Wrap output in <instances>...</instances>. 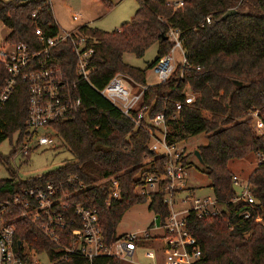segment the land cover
<instances>
[{
	"label": "trees",
	"instance_id": "obj_1",
	"mask_svg": "<svg viewBox=\"0 0 264 264\" xmlns=\"http://www.w3.org/2000/svg\"><path fill=\"white\" fill-rule=\"evenodd\" d=\"M100 1L108 8L113 6L111 0ZM181 1L138 0L131 19L114 30L87 23L78 26L92 47L89 79L77 80V93L82 99L78 111L54 124L72 160L41 175L18 179L9 166V156L0 152V161L11 170L10 176L0 178V212L11 220L17 239L37 251L46 250L56 259L54 264L124 262L116 255H98L92 261L79 254L60 259L62 252L55 250L40 222L21 215L23 206L13 199L25 188L48 181L62 182L69 188L71 193L64 199L67 208L58 209L65 219L75 217L65 230H59L62 241L69 244L67 229L80 224L72 208L77 203L96 208L108 244L117 238L116 227L122 215L135 203L149 197L150 210L163 217L167 213L163 191L147 195L136 188L150 172L163 171L166 156L150 148L147 128L135 125L97 90L118 72L146 85L142 104L149 106L151 115L166 112V138L170 143L200 132L206 134L207 140L198 150L214 195L224 209L216 215H187V227L201 249L195 264H264V134L256 131L250 116L255 109L264 111V0ZM34 11L36 15L32 16ZM0 22L10 29L9 40L31 45H36V27L50 35L59 30L50 0H0ZM169 28L179 31L186 53L184 76L180 77L181 66L177 65L165 81L147 84L146 68L125 62L123 54L142 56L156 42L157 55L147 67L153 66L172 46L169 37H164ZM55 49L57 61L74 80L76 57L71 43L63 42ZM8 75L0 62V88ZM187 85L197 95L176 112L175 102L183 101ZM27 113L28 85L18 80L0 107V143L5 139L11 142L14 134L15 145L22 140L28 133ZM250 152L261 155L247 178L255 202L233 201L234 173L228 161ZM112 175L119 182L120 195L116 198H110L111 182L105 179ZM70 176L77 180L69 182Z\"/></svg>",
	"mask_w": 264,
	"mask_h": 264
},
{
	"label": "built area",
	"instance_id": "obj_2",
	"mask_svg": "<svg viewBox=\"0 0 264 264\" xmlns=\"http://www.w3.org/2000/svg\"><path fill=\"white\" fill-rule=\"evenodd\" d=\"M175 3L181 4L182 1L177 0ZM35 15L36 12H32V16ZM72 19L77 20L78 15L73 14ZM35 33L36 45L21 40L11 41L7 37L0 39V62L4 64L9 74L0 88V107L9 99L18 80L25 81L28 85L26 118L28 133L20 143L22 152L26 154L39 145H58L57 138L61 137L54 124L72 117L78 111L82 99L77 93V80H88L91 70L92 47L88 44L87 35L78 27L59 29L51 35L46 34L41 27H36ZM167 37L172 41V46L153 65L159 82L168 79L177 65L181 66L180 77H183V67L187 64L179 31L169 28ZM63 42L71 43L72 52L76 57L74 80L70 79L66 70L57 61L55 48ZM176 48L180 52L179 59L175 55ZM124 75L115 73L97 90L135 125L147 128L151 136L150 148L166 156L163 171L150 172L145 182L136 187L139 193L147 195L153 191H163V201L167 205L166 215L163 217L159 212L152 210L154 214L152 225L144 230V236L139 233L124 232L117 235L112 244H108L102 234L96 208L77 203L72 208L80 224L67 229L71 237L69 244L62 241L59 230L61 228L65 230V225L74 222L75 217L65 219L58 210L67 208L68 203L64 199L71 193L62 182L48 181L25 188L13 199L23 206L21 215L32 216L40 222L41 229L53 241L55 250L62 252L59 255L60 259L73 254L82 255L90 261L98 255H116L125 259L132 256L137 248V241L149 236V229L154 227L163 228L160 235L163 242L156 249L147 250V256L155 258L159 252L160 264H195L201 256V249L196 236L187 227V215L190 212H195L199 216L216 215L220 214L224 207L214 194L197 195L195 189L187 184L188 152L184 147H178L177 142L170 143L167 140L166 112L158 111L151 115L149 106L142 104L146 85L131 77L126 83L123 80ZM133 85H136V89H132ZM183 94V101L175 102L176 112L183 104L191 103L197 95L189 85L186 86ZM174 116L175 113L172 114V117ZM250 116L251 120L253 117L259 120L255 129L258 133L264 134V111L255 109L251 111ZM105 179L111 182L110 198L119 197L118 180L113 175ZM75 180H77L75 177H68L69 182ZM232 183L234 188L239 186V190H235L233 201L243 199L249 203L255 202L248 181L241 183L234 174ZM106 202L109 203L110 199ZM244 214L248 216L249 211L246 210ZM10 221L0 212V264L55 263L56 259L51 258L46 250L37 251L30 248L26 242L17 239L14 225ZM41 255H44L45 259H42Z\"/></svg>",
	"mask_w": 264,
	"mask_h": 264
},
{
	"label": "rangeland",
	"instance_id": "obj_3",
	"mask_svg": "<svg viewBox=\"0 0 264 264\" xmlns=\"http://www.w3.org/2000/svg\"><path fill=\"white\" fill-rule=\"evenodd\" d=\"M111 1L113 2V6L108 8L100 0H50L54 18L61 26H69L76 22L87 21L89 25L104 30H114L122 22L131 19L138 6V0ZM170 1L175 2L177 0ZM73 14L78 15L77 20L72 19ZM9 31L10 29L0 22V39H5ZM156 55L157 43L154 42L145 50L142 56H137L132 52H124L123 59L131 65L146 68V83L154 84L159 82V78L153 66H147ZM175 55L178 59L180 58L178 48L175 50ZM123 80L128 83L130 77L124 75ZM132 89H136V85H133ZM251 123L255 128L259 120L253 117ZM16 136V134L12 136L11 142L9 139L2 141L0 143V152L9 156V166L15 170L18 179H27L41 175L43 172L54 169L65 161L73 159L72 153L66 145L61 144L60 138H57L58 145L56 146L39 145L26 154L21 149L20 143L22 140L15 145ZM206 140V134L200 132L185 140L178 141L176 144L178 147H184L189 154L188 160L191 161V164L187 166L186 182L195 189L197 195L214 194L204 165L193 153ZM260 158V154L250 152L242 158L230 159L228 165L233 173L237 175L239 181L246 183L249 173L256 166ZM10 173L11 170L8 169V164L0 161V178L8 177ZM235 190L238 191L239 186H235ZM149 201L150 198L147 197L144 201L135 203L124 212L116 227L117 235H121L124 232H132L144 236V230L152 225L154 216L153 211L148 208ZM162 232L163 228H150L148 231L149 236L137 241V248L132 256L122 259L124 264H160L161 256L159 252L157 257L154 258V256H147L146 251L151 248L156 249L163 242L160 236ZM41 258L45 259V256L41 255Z\"/></svg>",
	"mask_w": 264,
	"mask_h": 264
},
{
	"label": "crops",
	"instance_id": "obj_4",
	"mask_svg": "<svg viewBox=\"0 0 264 264\" xmlns=\"http://www.w3.org/2000/svg\"><path fill=\"white\" fill-rule=\"evenodd\" d=\"M169 1H170V0H169ZM52 11H53V10H52ZM55 21L57 22L58 26L60 27L59 29H72V28H76V27H78V26L81 25V24L88 23L87 21H80V22L73 23L72 25H69V26H65V25L61 26V25L59 24V22H58L56 19H55Z\"/></svg>",
	"mask_w": 264,
	"mask_h": 264
},
{
	"label": "water",
	"instance_id": "obj_5",
	"mask_svg": "<svg viewBox=\"0 0 264 264\" xmlns=\"http://www.w3.org/2000/svg\"><path fill=\"white\" fill-rule=\"evenodd\" d=\"M164 37L166 38L167 36L164 35ZM193 153H194V155L197 157V159H198L201 163H203V160H202V157H201V155H200V153H199V150H198V149H195V150L193 151ZM18 243H19V241H18Z\"/></svg>",
	"mask_w": 264,
	"mask_h": 264
}]
</instances>
